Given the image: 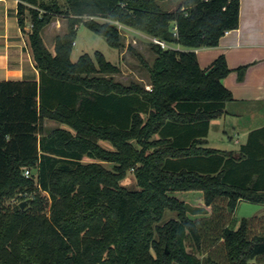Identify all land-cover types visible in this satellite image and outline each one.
Here are the masks:
<instances>
[{
	"label": "trees",
	"instance_id": "trees-1",
	"mask_svg": "<svg viewBox=\"0 0 264 264\" xmlns=\"http://www.w3.org/2000/svg\"><path fill=\"white\" fill-rule=\"evenodd\" d=\"M161 1L18 0L39 80L0 81V264H264V214L230 226L239 201L264 204V126L236 154L205 145L231 70L195 53L238 27L240 1ZM55 17L67 30L51 51ZM81 24L113 48L117 24L164 42L151 45V89L106 77L119 68L98 50L72 61ZM46 118L63 126L44 133ZM129 169L138 189L119 184Z\"/></svg>",
	"mask_w": 264,
	"mask_h": 264
},
{
	"label": "crops",
	"instance_id": "crops-1",
	"mask_svg": "<svg viewBox=\"0 0 264 264\" xmlns=\"http://www.w3.org/2000/svg\"><path fill=\"white\" fill-rule=\"evenodd\" d=\"M239 1L238 27L225 32L216 46L195 49L201 68L222 54L231 70L223 83L233 99L222 115L210 121L205 145L234 154L251 130L264 126V0ZM17 5L18 0H0V81L39 80L26 35L18 23ZM29 29L26 21L25 30ZM241 65L246 69L239 79L236 69ZM47 122L55 120L44 119V133L60 127L48 128ZM241 202L248 201H239L237 206ZM257 204L262 206L258 214H264V204Z\"/></svg>",
	"mask_w": 264,
	"mask_h": 264
},
{
	"label": "rangeland",
	"instance_id": "rangeland-1",
	"mask_svg": "<svg viewBox=\"0 0 264 264\" xmlns=\"http://www.w3.org/2000/svg\"><path fill=\"white\" fill-rule=\"evenodd\" d=\"M58 1L61 3L63 2V0ZM179 1L180 0H164L160 3L163 9H173ZM66 26L67 22L65 18L55 17L51 23L43 29L42 36L48 48L53 49L56 35L62 36L67 30ZM117 27L121 35V44L119 47L113 48L107 44L103 36L90 31L82 24L79 25L74 40L75 44H73L71 60L75 61L82 53L92 55L98 50L104 55L106 60L119 68L117 73L107 74L106 77L112 78L114 81L123 85L138 83L148 89L147 87H151L148 66L152 65L155 58L154 50L151 48L152 43H154L153 37L142 30H136L128 26L117 24ZM182 49H184V47H182ZM96 75L101 74L98 73ZM46 125L48 128L55 127L56 125L63 126L57 121H55V123L47 122ZM100 143L106 148H111V145L106 141H100ZM94 161L100 163L104 168L112 170L113 162L107 160ZM83 162L88 163L91 162V160L85 158ZM119 184L127 189H138L132 169L126 172V175L119 181ZM187 198L191 205L205 207L197 195H189ZM261 209L262 206L257 203L241 202L233 213L231 227L235 224L233 228H238L240 220L243 217L261 215L262 213L258 214L262 211ZM168 216H174V213L167 211L165 217Z\"/></svg>",
	"mask_w": 264,
	"mask_h": 264
},
{
	"label": "built area",
	"instance_id": "built-area-1",
	"mask_svg": "<svg viewBox=\"0 0 264 264\" xmlns=\"http://www.w3.org/2000/svg\"><path fill=\"white\" fill-rule=\"evenodd\" d=\"M30 27H31V24H30ZM154 39V42H156V43H159L162 47H164L165 46V43L164 42H162V41H160V40H158V39H155V38H153ZM148 89H151V87H147ZM24 175L25 176H29L30 175V171H29V169H24Z\"/></svg>",
	"mask_w": 264,
	"mask_h": 264
},
{
	"label": "water",
	"instance_id": "water-1",
	"mask_svg": "<svg viewBox=\"0 0 264 264\" xmlns=\"http://www.w3.org/2000/svg\"><path fill=\"white\" fill-rule=\"evenodd\" d=\"M27 202H28V200L22 201V202L20 203V207L23 208Z\"/></svg>",
	"mask_w": 264,
	"mask_h": 264
}]
</instances>
